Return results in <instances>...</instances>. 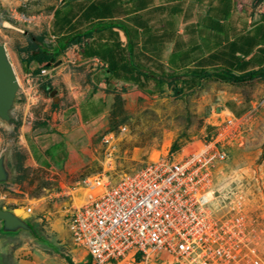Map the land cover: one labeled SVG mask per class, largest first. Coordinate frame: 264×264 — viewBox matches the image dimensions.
<instances>
[{"label": "rangeland", "instance_id": "rangeland-1", "mask_svg": "<svg viewBox=\"0 0 264 264\" xmlns=\"http://www.w3.org/2000/svg\"><path fill=\"white\" fill-rule=\"evenodd\" d=\"M61 1L0 0V43L10 59H15L14 47L46 31ZM250 14L247 20L255 18ZM19 75L12 119L0 120V155L7 153L11 170L10 181L0 183V206L25 216L39 237L26 231L0 235V264H69L66 257L86 264L89 254L73 242L68 229L69 211L85 199L80 185L73 192L77 182L104 170L114 180L158 155L182 158L224 128L226 136L214 146L226 158L211 166V212L228 227L241 217L242 243L257 248L264 263V77L241 83L207 78L184 99L170 90L149 95L115 88L106 112L82 126L78 120L71 125L46 120L40 91L30 93ZM234 102L246 114L230 128L226 108ZM42 149L49 150L44 156L50 158V168L36 159ZM63 190L71 194L65 196ZM29 206L32 212L26 213Z\"/></svg>", "mask_w": 264, "mask_h": 264}, {"label": "crops", "instance_id": "crops-1", "mask_svg": "<svg viewBox=\"0 0 264 264\" xmlns=\"http://www.w3.org/2000/svg\"><path fill=\"white\" fill-rule=\"evenodd\" d=\"M253 3L254 0H62L42 33L51 43L50 52H59L54 61L61 63L51 62L53 68L47 75L35 76L34 86H39L32 91H40L46 120L62 121L63 125L78 120L82 126L106 112L107 98L115 88L139 89L149 95L169 90L173 93L180 73L227 67L231 61L226 58L228 43L249 40L248 33L262 23L264 0L256 6ZM250 11L255 18L247 20ZM86 33L91 34L85 36ZM78 35H84L80 42L59 50ZM30 43L31 39L14 47L15 59H10L25 83L29 75L38 74L51 60L28 59L24 49ZM118 46L124 48L122 59H114ZM108 64H121L129 69L125 76L140 73V77L153 83L147 90L137 88L112 77ZM261 66L264 56L255 50L244 58L242 70L234 72ZM163 87L165 91L160 92ZM45 88L56 89L55 96ZM231 105L233 108L226 110L243 118L246 110L242 105ZM47 150L38 152L36 159L50 168L51 160L44 156Z\"/></svg>", "mask_w": 264, "mask_h": 264}, {"label": "built area", "instance_id": "built-area-1", "mask_svg": "<svg viewBox=\"0 0 264 264\" xmlns=\"http://www.w3.org/2000/svg\"><path fill=\"white\" fill-rule=\"evenodd\" d=\"M52 68L27 77L30 93L36 94L32 90L39 86H34V77ZM227 112L230 128L243 119ZM226 132L224 128L182 158L158 155L114 180L104 170L77 182L73 192L80 185L85 199L68 213L73 242L87 251L93 264H162L168 258L170 264H264L257 248L242 243L241 217L228 227L211 212V166L226 158L215 143ZM31 212L27 207L26 213Z\"/></svg>", "mask_w": 264, "mask_h": 264}, {"label": "trees", "instance_id": "trees-1", "mask_svg": "<svg viewBox=\"0 0 264 264\" xmlns=\"http://www.w3.org/2000/svg\"><path fill=\"white\" fill-rule=\"evenodd\" d=\"M261 0H254V6L260 3ZM91 33H86L85 36H90ZM249 40L247 41H232L228 43L226 49V58L231 59L229 64H227L226 68H222L220 70H210V69H196L191 72H185L179 74V80L176 81V84L173 87V95L178 98H186L188 93L198 87L200 83L207 78H214L220 81L230 82V83H241V82H249L254 80L255 78L264 77V66H261L257 69H251L248 71H241L240 73L234 72L236 70L240 71L243 68V61L246 56H249L253 51L258 50L264 56V18L259 28L256 31L248 33ZM84 35H78L71 39H69L65 46L59 48V50L63 51L67 46L78 43ZM51 43L47 40L46 34L32 36L31 43L28 47H25L24 50L28 51L29 57L28 59H49L54 57L55 59L59 58V52L53 53L50 52ZM257 48V49H256ZM124 48L117 47L115 50L114 59H122L123 58ZM239 54V55H237ZM241 55V56H240ZM129 69L123 68L121 64H108V71L111 76L117 79H120L124 82H129L133 86L140 88L142 90H147V86H150L153 83L152 80H147L140 77V73L128 74L125 76V72ZM132 70V69H131ZM122 74V76H119ZM130 75L134 77H130ZM163 84L168 81H162ZM45 90L49 93L51 89ZM165 87L161 88L160 92H164ZM66 260L69 264H74L73 261L66 257ZM92 259L86 262V264H91Z\"/></svg>", "mask_w": 264, "mask_h": 264}, {"label": "water", "instance_id": "water-1", "mask_svg": "<svg viewBox=\"0 0 264 264\" xmlns=\"http://www.w3.org/2000/svg\"><path fill=\"white\" fill-rule=\"evenodd\" d=\"M51 62L59 64L61 61ZM20 83L15 72L14 66L9 58L7 49L4 44L0 43V120L10 122L12 119V109L15 106ZM56 89L50 91L51 96H55ZM11 179V170L8 165V155L3 153L0 155V183H8ZM0 235H17L22 231L29 232L35 238L39 237L33 223L25 216L17 213L13 209H7L0 206Z\"/></svg>", "mask_w": 264, "mask_h": 264}, {"label": "bare ground", "instance_id": "bare-ground-1", "mask_svg": "<svg viewBox=\"0 0 264 264\" xmlns=\"http://www.w3.org/2000/svg\"><path fill=\"white\" fill-rule=\"evenodd\" d=\"M18 81H20V80H18Z\"/></svg>", "mask_w": 264, "mask_h": 264}]
</instances>
